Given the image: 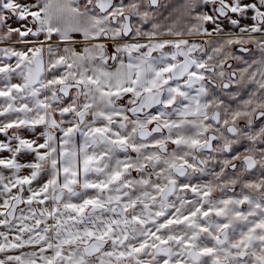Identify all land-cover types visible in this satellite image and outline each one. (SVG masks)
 I'll use <instances>...</instances> for the list:
<instances>
[{
	"label": "snow or ice",
	"instance_id": "obj_1",
	"mask_svg": "<svg viewBox=\"0 0 264 264\" xmlns=\"http://www.w3.org/2000/svg\"><path fill=\"white\" fill-rule=\"evenodd\" d=\"M0 264H264V0H0Z\"/></svg>",
	"mask_w": 264,
	"mask_h": 264
}]
</instances>
